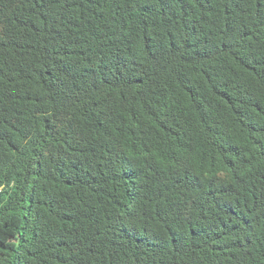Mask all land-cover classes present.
I'll return each instance as SVG.
<instances>
[{
    "label": "trees",
    "instance_id": "trees-1",
    "mask_svg": "<svg viewBox=\"0 0 264 264\" xmlns=\"http://www.w3.org/2000/svg\"><path fill=\"white\" fill-rule=\"evenodd\" d=\"M0 264H264V0H0Z\"/></svg>",
    "mask_w": 264,
    "mask_h": 264
}]
</instances>
